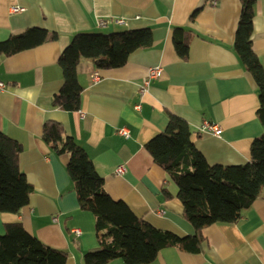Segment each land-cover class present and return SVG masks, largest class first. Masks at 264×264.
Segmentation results:
<instances>
[{
	"label": "crops",
	"instance_id": "crops-1",
	"mask_svg": "<svg viewBox=\"0 0 264 264\" xmlns=\"http://www.w3.org/2000/svg\"><path fill=\"white\" fill-rule=\"evenodd\" d=\"M14 6L23 10L11 12ZM239 13V0H0V42L29 27L58 37L0 54V80L6 84L0 131L21 144L18 164L31 187L19 213L0 212V234L4 223L18 221L43 244L66 251L65 264H83L84 253L98 247L94 216L78 205L67 156L52 153L41 138L48 119L62 123L64 134L85 149L112 199L156 228L193 234L176 184L145 144L164 130L172 113L187 122L208 164L248 162L263 126L256 115L257 86L233 48ZM142 27L151 28L152 44L133 50L122 66L98 71L87 59L78 63V111L52 105L63 83L58 58L75 34ZM175 28L189 35L185 58L174 48ZM251 41L264 66V0H255ZM157 66L159 77L141 91L148 69ZM93 71L99 79H91ZM204 122L218 125L219 135L202 130ZM119 166L124 171L117 174ZM202 235L200 251L167 246L149 264H264V200H255L236 222L205 226ZM106 264L124 263L115 258Z\"/></svg>",
	"mask_w": 264,
	"mask_h": 264
},
{
	"label": "trees",
	"instance_id": "trees-1",
	"mask_svg": "<svg viewBox=\"0 0 264 264\" xmlns=\"http://www.w3.org/2000/svg\"><path fill=\"white\" fill-rule=\"evenodd\" d=\"M239 2L233 48L257 86L256 115L263 126L261 135L251 142L248 162L208 164L195 147L187 122L172 113L164 130L145 144L153 161L176 184L182 217L192 225L193 234L180 236L156 228L134 215L123 201L112 199L85 149L64 134L62 123L50 119L43 122L41 138L52 153L67 156L65 169L78 205L94 216L98 247L84 253L83 264H106L115 258L124 264H149L167 246L198 252L205 226L236 222L255 200H264V66L251 41L255 0ZM187 36L182 28L174 29V48L181 58L187 53ZM57 38L55 32L29 27L1 41L0 54L10 56ZM152 41L150 27L75 34L58 58L63 83L52 96V105L66 111L80 109L82 86L76 67L82 59L89 60L98 71L118 68L133 50L149 47ZM21 150L16 139L0 131V212L17 214L28 203L31 187L19 168ZM66 259V251L43 244L20 222L4 223L0 264H65Z\"/></svg>",
	"mask_w": 264,
	"mask_h": 264
},
{
	"label": "built area",
	"instance_id": "built-area-1",
	"mask_svg": "<svg viewBox=\"0 0 264 264\" xmlns=\"http://www.w3.org/2000/svg\"><path fill=\"white\" fill-rule=\"evenodd\" d=\"M213 3H215V2H213ZM21 10H23L22 7H18V6L11 7V12H16V11H21ZM161 72H162V68L160 66L150 67L148 69L147 75L142 80L141 91H143L145 89V87L149 84L151 79H156L157 77H159ZM99 77H100V75L97 71L92 72V75H91L92 80H97V79H99ZM5 88H6V84L0 80V91L4 90ZM201 128H202V130H206V131L211 132L213 135H219V133L221 131V129L218 125L208 123V122H204ZM119 133L122 134L123 136L128 135V132L126 129H120ZM123 171H124L123 166H119L115 170V172L117 174H120ZM73 232L75 234H80V231L78 229H73Z\"/></svg>",
	"mask_w": 264,
	"mask_h": 264
}]
</instances>
